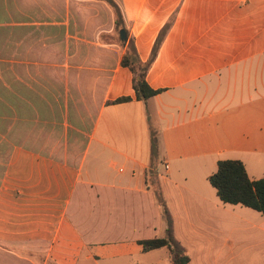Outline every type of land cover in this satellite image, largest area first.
I'll list each match as a JSON object with an SVG mask.
<instances>
[{"label": "crops", "instance_id": "1", "mask_svg": "<svg viewBox=\"0 0 264 264\" xmlns=\"http://www.w3.org/2000/svg\"><path fill=\"white\" fill-rule=\"evenodd\" d=\"M95 1L0 6V264H170L139 244L159 224L233 236L214 264H264V216L208 181L221 160L264 178V0H114L142 62L164 30L146 101Z\"/></svg>", "mask_w": 264, "mask_h": 264}, {"label": "trees", "instance_id": "2", "mask_svg": "<svg viewBox=\"0 0 264 264\" xmlns=\"http://www.w3.org/2000/svg\"><path fill=\"white\" fill-rule=\"evenodd\" d=\"M111 7L113 14V24L117 32L125 30L122 12L117 3L113 0H106ZM164 30L155 41L154 48L148 61L142 62L137 55L134 44L128 40L126 42V52L122 55L120 65L126 67L132 73V88L135 98L146 101L155 96L160 91L149 87L146 75L152 59L155 56V49L163 36ZM130 101L129 97H119L110 103H124ZM157 133L150 128V149L153 160L157 155ZM210 185L216 190V194L222 203L240 205L259 212L264 216V178L251 181L245 172L240 161L221 160L217 162L216 171L209 176ZM139 244L143 251H150L166 247L171 255L170 264H186L188 256L172 237L169 229L166 230L165 237H155L140 240Z\"/></svg>", "mask_w": 264, "mask_h": 264}, {"label": "rangeland", "instance_id": "3", "mask_svg": "<svg viewBox=\"0 0 264 264\" xmlns=\"http://www.w3.org/2000/svg\"><path fill=\"white\" fill-rule=\"evenodd\" d=\"M14 1L16 0H0V6H5V4L7 6H11L14 3ZM95 2L97 5H94V10H96L97 13L95 16L96 21L94 22L102 23L103 28L110 29L111 24L108 18L109 15L111 16L113 21V14L110 5L107 3L106 0H96ZM99 4H101V6ZM107 12L109 13L108 15ZM83 31H84L83 32L84 38L89 36H94L96 33L95 29H88ZM97 38L103 44L117 45L118 47L121 48V42L119 40L118 32L115 29L114 24L110 31L99 32ZM81 46L84 47V41H78V48ZM167 222L168 221H166V223ZM178 232L180 234L178 233L177 235L176 233V236L173 235L172 233L171 235L174 239L176 237L177 241L179 242V246L185 249L187 254L190 256L191 258L190 264H214L213 256H214L215 246H217L221 241H224L225 239L229 241H233L232 240L233 236L228 235L226 233L211 234L209 232H206L205 235L200 236L184 228H181V230H178ZM164 236H166V233L163 230V225L159 224L157 228V237H164ZM234 245H236V243H234ZM239 250L243 252L239 259L244 260L246 255L248 256L250 252L254 251V248L251 247V244L245 243L238 248V251ZM254 257L255 254L249 260L253 261Z\"/></svg>", "mask_w": 264, "mask_h": 264}, {"label": "water", "instance_id": "4", "mask_svg": "<svg viewBox=\"0 0 264 264\" xmlns=\"http://www.w3.org/2000/svg\"><path fill=\"white\" fill-rule=\"evenodd\" d=\"M119 35V39L122 42V44L124 45L126 43L127 40V35L124 29H120L118 32Z\"/></svg>", "mask_w": 264, "mask_h": 264}]
</instances>
